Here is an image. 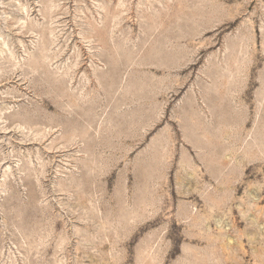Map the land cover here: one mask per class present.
Here are the masks:
<instances>
[{"label": "rangeland", "instance_id": "1", "mask_svg": "<svg viewBox=\"0 0 264 264\" xmlns=\"http://www.w3.org/2000/svg\"><path fill=\"white\" fill-rule=\"evenodd\" d=\"M0 264H264V0H0Z\"/></svg>", "mask_w": 264, "mask_h": 264}]
</instances>
